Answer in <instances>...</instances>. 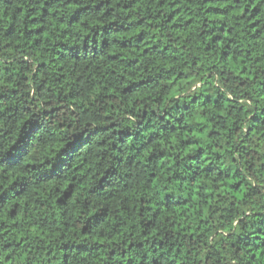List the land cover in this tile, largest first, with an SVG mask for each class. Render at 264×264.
<instances>
[{"label":"clouds","instance_id":"obj_1","mask_svg":"<svg viewBox=\"0 0 264 264\" xmlns=\"http://www.w3.org/2000/svg\"><path fill=\"white\" fill-rule=\"evenodd\" d=\"M258 249L264 0H0V264Z\"/></svg>","mask_w":264,"mask_h":264},{"label":"trees","instance_id":"obj_2","mask_svg":"<svg viewBox=\"0 0 264 264\" xmlns=\"http://www.w3.org/2000/svg\"><path fill=\"white\" fill-rule=\"evenodd\" d=\"M177 211H179V209H177ZM261 255H264V250L258 249L257 252L255 253V257H256L257 261L260 260Z\"/></svg>","mask_w":264,"mask_h":264}]
</instances>
